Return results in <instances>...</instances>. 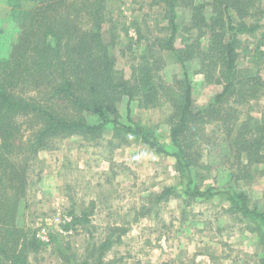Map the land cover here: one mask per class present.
Listing matches in <instances>:
<instances>
[{
  "label": "trees",
  "instance_id": "obj_1",
  "mask_svg": "<svg viewBox=\"0 0 264 264\" xmlns=\"http://www.w3.org/2000/svg\"><path fill=\"white\" fill-rule=\"evenodd\" d=\"M27 1L9 0L20 29L10 55L0 56V264H32L31 254L44 259L48 242L16 224L28 161L59 139L97 140L107 129L109 146L142 143L172 156L186 178L187 196L225 194L233 210L256 221L264 243V210L250 204L247 191L203 188L195 181L204 167V148L214 139L213 125L232 156L231 179L264 176V113L242 118L239 110L264 93V0H150L140 12L122 16L112 42L104 34L109 0H50L24 8ZM184 7L190 17L181 24ZM117 54L127 57L129 77ZM191 62L208 83L221 86L207 104L194 100ZM123 100L126 121L119 109ZM133 102L145 109L168 107V142L132 117ZM17 157L26 165L14 161ZM173 190L164 188L158 200ZM76 209L68 212L66 231L91 221L89 212ZM111 236L89 247L95 264H103L114 244ZM56 242L53 235L49 243Z\"/></svg>",
  "mask_w": 264,
  "mask_h": 264
},
{
  "label": "rangeland",
  "instance_id": "obj_2",
  "mask_svg": "<svg viewBox=\"0 0 264 264\" xmlns=\"http://www.w3.org/2000/svg\"><path fill=\"white\" fill-rule=\"evenodd\" d=\"M49 1L28 0L24 8ZM148 2L109 0L105 39L112 42L110 34L118 30L122 16L131 17ZM179 13L180 23H188L189 9L180 8ZM19 29L17 18L11 16L9 0H0L1 57L10 55ZM126 62L127 57L117 54V64L129 77ZM198 68L197 62H191L188 70L194 100L204 105L212 101L221 86L208 83ZM119 109L122 119L128 120L126 101L119 104ZM239 110L242 118L248 112L260 117L264 113V93L260 99L240 105ZM131 115L153 128L162 142L169 141L167 106L145 109L133 102ZM214 127V139L204 148V167L195 181L203 188L247 191L250 204L264 210V176L234 182L227 163L232 156L224 151L221 131L218 133L215 125L209 130ZM111 138V129H107L97 140L86 141L79 136L59 139L54 148L41 150L28 161L27 186L23 197L19 196L16 224L37 234L45 228L49 236L52 234L50 239L56 235L58 240L46 243L41 252L44 259L31 254L32 264H82L86 260L95 264L89 247L110 235L114 244L103 264H264V243L256 221L233 210L225 194L191 198L184 192L186 178L176 171L172 156L154 153L142 143L109 146ZM14 161L27 163L19 157ZM167 187L175 190L159 201ZM75 206L77 213L89 212L91 221L85 228L66 231L64 214Z\"/></svg>",
  "mask_w": 264,
  "mask_h": 264
},
{
  "label": "built area",
  "instance_id": "obj_3",
  "mask_svg": "<svg viewBox=\"0 0 264 264\" xmlns=\"http://www.w3.org/2000/svg\"><path fill=\"white\" fill-rule=\"evenodd\" d=\"M71 220V216H69L68 214H64V221L65 223ZM37 236L39 238H41L44 242H49L50 241V236L48 234V232L46 231L45 228H43L42 230H40V232H38Z\"/></svg>",
  "mask_w": 264,
  "mask_h": 264
}]
</instances>
